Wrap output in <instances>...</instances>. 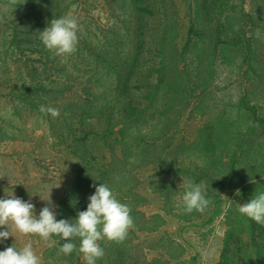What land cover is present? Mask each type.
<instances>
[{"label": "trees", "instance_id": "trees-1", "mask_svg": "<svg viewBox=\"0 0 264 264\" xmlns=\"http://www.w3.org/2000/svg\"><path fill=\"white\" fill-rule=\"evenodd\" d=\"M160 5L166 13L167 0H161ZM187 6L191 16L187 43L182 48L178 43V13H166L159 43L147 52L151 61H148L146 68L150 79L146 83L138 54L131 56L128 52L118 62L119 54L113 48L112 52L103 51L102 63H99L104 65L101 66L102 72L98 71L95 60L89 55L91 61L87 66L90 76L81 75L79 82L84 84L85 97L77 102L60 101L63 94L75 89V77H69L67 84L61 88L60 81L46 82V73L34 82L28 81L19 93H10V97L16 100L14 108L19 118L23 115L18 110L21 103L25 113L36 111L37 116L45 118L51 132L57 137L67 134L78 144L94 136L102 140L108 153L90 155L86 159L89 165L79 167L81 178L76 185V200L82 199L85 189V200L89 203L88 198L95 192L93 185L106 183L116 198L130 207L133 220H141L135 221V224H141L139 230L151 234L159 230L165 221L160 214L148 216L145 220L144 214L138 210V206L146 200L138 192L140 184L135 171L139 168L154 169L149 188L161 197L166 213L187 222L200 218L205 212L193 211L188 214L184 211V188H178V180L182 183L184 180L185 184L203 182L206 198L211 201L208 208L219 205L225 192L243 203L250 201L255 194L264 192V117H260L256 107L247 103L248 93L239 102L231 101L225 105L226 109L222 111H215L216 106L205 107L209 119L197 140L187 146L180 145L173 156L175 148H172L171 143L166 144L172 115L190 106L198 95L211 94L217 87L218 74L223 66L238 71L241 85L245 79L249 81L253 78H249V74H253L252 70L256 72L261 68L255 64V36L249 37L241 30L231 36L224 34L226 20L233 18L228 14L224 17L225 12L233 13L235 7L230 8L223 0H195ZM139 8L150 13L148 6L140 5ZM258 19L264 22V17L259 16ZM18 33H14L12 43H18V48H22V43H19L21 40L17 41ZM133 47L139 50V44ZM34 52L41 61V71L46 72L48 67L42 63L49 57L47 51L36 46ZM96 56L97 62L99 54ZM25 67L27 70L32 69L29 64ZM57 68L63 71L62 67ZM66 72L69 74V71ZM98 77L105 83L103 89L99 87ZM41 105L57 108L60 116L52 118L50 114L41 113ZM93 121L101 125L100 131L94 130ZM10 122L14 130L21 131L22 127L14 124V118ZM189 147L196 148V152L191 154ZM189 159L192 161L187 163ZM168 174L171 175L169 181L166 179ZM58 210L57 220L72 221L75 215L77 217L76 209L70 202ZM82 210L86 211L87 206L82 207ZM72 211L75 213L72 214ZM225 225L224 248L218 264H264V227L241 215L235 202L227 210ZM128 233H132L131 230ZM55 238L57 245L49 251L56 258L71 264H84L78 251L70 255L60 253L59 248L64 241ZM136 240L135 236H127L122 243L113 244L106 239L99 242L105 255L97 264L182 262L185 250L181 245L174 248L171 239L164 240L167 245L170 243L163 250L165 257L153 259L146 257L145 250ZM179 248L182 249L179 254H172L173 250Z\"/></svg>", "mask_w": 264, "mask_h": 264}, {"label": "rangeland", "instance_id": "rangeland-1", "mask_svg": "<svg viewBox=\"0 0 264 264\" xmlns=\"http://www.w3.org/2000/svg\"><path fill=\"white\" fill-rule=\"evenodd\" d=\"M194 1L167 0L166 13L168 15H172L174 11L178 13L180 48L187 43L190 28L191 16L187 5ZM223 1L225 4L228 3L230 8H236L233 13L225 12L224 17L228 14L233 18L226 20L224 34L231 36L232 33L241 30L249 37L255 36L254 58L257 61L255 64L261 68L256 72L252 70L253 74H249V78L254 79L250 78L249 81L245 79L241 85L238 71L230 66H223L218 74L217 87L211 94L198 95V98L191 101L190 106L183 108L177 115H172L166 135V144L171 143L172 148L176 150L172 156L180 145L187 146L197 140L209 119L205 107L216 106L215 111H222L226 109L225 105L231 101L239 102L240 98L248 93L247 103L256 107L260 117H264V22L258 19L259 16L264 17V0ZM160 4L161 0H39V2L18 0V6L14 9L8 6V0H0V199L5 198L6 194L9 196L14 194L26 202L31 201L35 205L37 217L40 210L46 206L47 200L51 199L52 204L56 206L57 219L58 209L78 199L75 192L81 178L79 167L89 165L86 159H89L90 155H100L105 151L108 153L107 146L95 136L81 144L74 143V138L67 134L64 137H57L51 132L45 118L37 116L36 111L32 114L25 113L21 103L18 110L23 115L19 118L18 114H15L16 100L10 97V93H19L21 87L28 81L34 82L46 73L45 81H60L61 88L67 84L69 77L72 79L75 77L77 79L75 89L63 94L60 101L77 102L85 97L84 84L79 82L81 75L90 76L91 72H88L87 66L91 61L89 55L91 54L95 60L98 71L102 72L104 65L99 63H102L103 51L112 52L113 48L119 54L118 62L126 57L128 52L131 56L138 54L139 63L142 64V77L146 83L150 80L146 68L149 65L148 61H151L147 52L159 43L163 16L166 15ZM140 5L148 6L150 13L141 11ZM69 14L78 20L80 26L77 50L70 56L56 57L43 45L39 38L40 32L50 25L52 19ZM16 31L19 32L17 41L21 40L19 43H22V48H18V43H12ZM138 44L139 50L136 51L133 46ZM36 46L47 51L49 55L43 60L46 63H42L48 67L46 72L41 71V61L36 58L38 54L34 52ZM26 64L32 69L27 70ZM57 66L62 67L63 71ZM64 69L65 72L69 71V74H65ZM48 75L52 76L48 78ZM236 78L238 80L233 82ZM98 83L100 89H103L105 83L101 82L99 77ZM13 118L16 121L14 124L22 127L20 132L14 130L10 122ZM96 121H93V128L100 131L101 125ZM100 122L104 124L103 121ZM193 148L189 147L191 154L196 152V148ZM191 161L192 159H189L187 163ZM153 171L151 167L135 171L140 184L138 192L146 199L138 206V210L144 214L145 220L148 216L160 214L163 215L165 222L159 230L151 234L141 232L139 230L141 224H135V221L141 220H135L134 227L129 229L132 233H128V236H135L148 259L165 257L163 250H166L170 243L167 245L164 240L171 239L174 248L181 245L185 250L180 264H218L224 248L227 210L232 202H235L239 209V206L244 204L243 201H238L231 193L225 192L222 194L221 203L207 208L200 218L192 222L179 220L173 214L166 213L165 203L161 197L149 188ZM166 179L171 180V175L168 174ZM182 184L178 180L179 189L183 188ZM85 193L83 189L82 199L76 200L74 208L77 213L84 211L82 207L88 206ZM75 212L72 211V214ZM73 218L76 219V215ZM9 227L13 236L0 242V251L13 246L14 243L18 250L31 243L41 263L71 264L56 258L52 251H49L54 246L48 247L39 236H25L16 231L14 226ZM3 230H7L6 226L0 229ZM54 239L56 240L55 237ZM73 243L80 245L79 238ZM181 250L180 248L173 250L172 254H179ZM81 262L86 264L82 256Z\"/></svg>", "mask_w": 264, "mask_h": 264}, {"label": "clouds", "instance_id": "clouds-1", "mask_svg": "<svg viewBox=\"0 0 264 264\" xmlns=\"http://www.w3.org/2000/svg\"><path fill=\"white\" fill-rule=\"evenodd\" d=\"M39 2V0H37ZM9 7L18 6V0H8ZM80 26L78 20L71 14L54 18L50 25L40 32V40L43 45L56 57L70 56L77 50L79 42L78 32ZM39 111L50 114L52 118H58L60 112L57 108L41 105ZM94 194L88 199L86 211H79L77 218L69 221L57 220L56 206L51 199L43 207L37 217L35 205L31 201H24L14 194L0 199V242L12 237L10 225L25 236H39L48 247L56 244L54 237L64 241L59 252L70 255L78 251L86 264H97L105 255L99 242L108 240L122 243L128 236L129 229L134 227L131 209L127 204L121 203L106 183L93 185ZM184 188L182 202L184 211L188 214L193 211L204 213L211 201L206 198L204 184L187 182ZM239 195V190H237ZM42 199V198H41ZM44 200V199H42ZM46 201V200H44ZM74 207L77 201H70ZM239 213L248 219L264 227V192L255 194L250 201L239 206ZM79 238L80 245L73 243ZM0 264H41L40 258L28 243L21 249L7 247L0 251Z\"/></svg>", "mask_w": 264, "mask_h": 264}]
</instances>
